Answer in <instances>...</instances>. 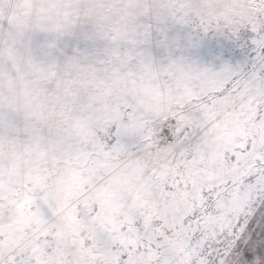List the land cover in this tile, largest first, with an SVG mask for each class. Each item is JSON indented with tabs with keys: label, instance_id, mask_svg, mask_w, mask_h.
I'll return each instance as SVG.
<instances>
[{
	"label": "snow or ice",
	"instance_id": "6c2138e0",
	"mask_svg": "<svg viewBox=\"0 0 264 264\" xmlns=\"http://www.w3.org/2000/svg\"><path fill=\"white\" fill-rule=\"evenodd\" d=\"M0 264H264V0H0Z\"/></svg>",
	"mask_w": 264,
	"mask_h": 264
}]
</instances>
